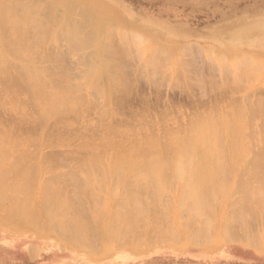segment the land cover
<instances>
[{"label":"rangeland","instance_id":"1","mask_svg":"<svg viewBox=\"0 0 264 264\" xmlns=\"http://www.w3.org/2000/svg\"><path fill=\"white\" fill-rule=\"evenodd\" d=\"M97 1L112 14L99 17L93 0H0V6L14 8V18L37 22L39 30L47 34L35 38L20 30L17 33L21 36L9 33L8 40L5 32L10 27L3 29L4 42H11L17 52L11 56L14 67L0 71V135H5L7 147L17 142L22 149H0V187L16 181L19 188L6 192L0 202V264H264V45L255 41L264 37V0ZM30 7H36L37 13L29 15L26 10ZM64 7L68 16L58 25L55 17L64 15ZM96 26L106 29L98 38ZM236 34L245 39L240 48L230 41ZM78 39H98L99 44L109 42L110 46L106 56L98 57L94 56L93 43L82 45ZM187 45L192 50L181 54ZM210 46L216 52L233 54L243 49L258 55L249 60L241 55L244 59L237 62L200 50L208 53ZM165 50L170 57L158 55ZM105 57L109 62L103 70L111 69L114 79L90 81L86 73L106 61ZM30 60L39 63L34 65ZM26 62L36 69L43 67L47 75L40 98L36 97L40 91L35 95L24 80L21 69ZM62 102L68 106L63 112L65 104L58 106ZM53 103L52 107L60 110L48 109ZM201 118L205 122L212 119V125L207 123L211 126L216 123L213 128L204 123L207 136L221 135L218 149H206V153L207 160H214L222 173L202 171V167L197 170L198 162L182 163L191 170L186 169L180 178L171 167L164 174L148 169L153 168L150 155L138 159L136 170L145 172L150 180L144 182L165 181L161 185L163 198L158 204L152 202L159 189L153 185L148 214L114 211L127 223L120 225V237L103 238L117 223L104 219L112 201L107 191L123 176L122 167L113 164L111 156L120 153L127 157L129 151L124 149L135 145L131 143L135 139L138 143V137H157V151L162 155L161 143L167 140L170 145V138L190 133L196 121L204 122ZM123 131L126 135L133 132L128 134L132 141L127 139L131 146L124 139L127 144L115 149L114 145L122 143L117 139L126 136L118 135ZM104 135L115 140L112 149H97ZM92 141L95 149H85ZM168 155L173 154L166 153V159ZM96 157L103 160L95 162ZM193 173L210 174L209 182L235 191L220 215L210 213L200 219L185 209L180 213L173 210L172 199L189 178L197 177ZM222 174H227L226 179ZM131 181H135L132 176L127 179ZM27 188L32 189L28 196L31 209L25 215L22 211L11 215L8 210L19 197L26 198L23 189ZM244 191L252 192L248 202L243 200ZM46 201L68 203L66 227L61 229L57 219L49 221L42 210ZM225 218L231 231L227 234L236 237L233 241L212 239L196 244V231L202 232L198 229L207 220L213 223ZM137 223L140 228L131 235L129 231L137 229ZM78 226L83 228L82 239L72 234Z\"/></svg>","mask_w":264,"mask_h":264},{"label":"bare ground","instance_id":"2","mask_svg":"<svg viewBox=\"0 0 264 264\" xmlns=\"http://www.w3.org/2000/svg\"><path fill=\"white\" fill-rule=\"evenodd\" d=\"M93 3H95L92 6V7L95 6L93 10L96 11V13L99 15V17L102 16L104 18V16L102 14H112L110 11H108V7L105 6L103 3H100L97 0H93ZM93 3H91V4H93ZM92 7L90 8L91 10H92ZM13 10H14V8H12V7L0 6V13H1V17H2V20L0 19V71L2 70L1 68H4V70L6 71L7 69H9V67H10V69L14 67L12 65V59H11V58L14 59V57H11V56H13L12 54H14L17 51L12 49L11 42L9 43V41H6L7 44L4 42L5 41L4 39H6V38L9 40V38H8L9 37V33L10 34H14V35L17 34L19 36L20 32L17 33L18 31L21 30V32H24L23 34L26 33L25 31H28L26 34H34L35 38H39V36H46L47 35V34H43L41 32V30H39V28H40V26L38 25L39 23L33 22V21L31 22L28 18H23V20L20 19V18H14L13 17V12H14ZM61 10H63L64 15L61 18L59 16L57 18L55 17V19L59 20L58 25H63V23L65 22L64 18L66 17V15L68 13L66 7H64V9L62 8ZM3 11H5L6 13L2 14ZM26 11H28L29 15H33V14L37 13V8L36 7L35 8L34 7L33 8L30 7V8H27ZM57 14H59V12ZM20 24H22V25H20ZM23 25L27 26L28 28L25 27V26L23 27ZM6 27L7 28L10 27V28H8L9 32H5V34L8 33V36L4 35V36H6V38H4V37H2L3 36V29L6 31V29H5ZM20 27H22V28H20ZM259 28L263 31V29L261 27H259ZM10 31L13 32V33H11ZM95 31H96L95 38H98L99 36L105 34L106 29L104 27H99L98 28L96 26ZM69 33L70 32H68L67 35H69ZM73 33H74V35H77L78 30H76V29L73 30ZM70 34H71V36H74L72 33H70ZM262 36H263V34H262ZM21 39H23V38H21ZM10 40H11V38H10ZM12 40H14V39H12ZM78 40L80 41V43L82 45H86V46L90 45L88 43H91V44L93 43L94 44L93 47L95 48L94 49L95 51L93 50V52L95 54L94 53L93 54H94V56L98 55V57H103V56H100V54H103L104 56H106L107 53H106L105 50H108L109 46H110L109 42H107L108 43L107 44V43L102 41L103 43L99 44L98 43V39H96V40L89 39L90 41L88 39H83V40L78 39ZM230 41H231L232 45L236 46L237 48H240L238 46H240L241 44H244L243 42H245V39L240 34H236V35H234V37L232 36ZM255 41H257L258 46L264 45V37H261L260 39H255ZM105 45H106V47H105ZM191 48H192V46L191 47H189L188 45L186 47L184 46V49L181 52V54L187 53ZM209 49L210 50H209L208 53L203 48H201L200 50L204 51L207 55H212L214 57H218V58H221V59L233 58V60H235L237 62L239 61L240 58H242V57H240L241 55L244 58H248V60L252 59V57H255V56L258 55V54L253 55L249 51H245L243 49H240V51H236V53H233V54L232 53L227 54L228 51H222V52L218 51V52H216V49L214 47H211V46L209 47ZM226 50H229V49H226ZM170 51H173L174 54L178 53V51H176V49H173V48H171ZM158 55H163L165 57H170V52L168 53L165 50L164 53L158 54ZM178 55H176V56H178ZM178 57H180V56H178ZM258 57H260V56H258ZM244 58H242V59H244ZM34 59H36V58H33V60ZM105 60L106 61L102 62L99 66H96V67L92 66L94 68L92 69V67H91L92 70H90L89 72L87 70L86 72H88V73H86L85 77L86 76L89 77V80L90 81H94V82L99 81L102 77H105V78L107 77L109 82L112 81L114 78H112L113 74L110 72L111 69L109 71H107L108 69L107 70H103L105 67L107 68V65H105V64L107 63L108 59L106 58ZM151 60L152 59H150V61ZM44 62H46V61H44ZM108 62H109V60H108ZM26 63H28L26 65V67H27L29 65V62H26ZM30 63H34V62L30 60ZM35 63L38 64L39 62L35 61ZM35 63H34V65H35ZM33 66L31 67V65H29L30 68L29 67L28 68H26V67L24 68V66H23V69H21V72L23 71L24 72V73L22 72L23 75L26 76V77L24 76L25 78L23 77L24 80L26 82L30 83L31 86H29V88L33 87L34 94L36 92L40 91L39 93H36L38 95L35 94L37 98L38 97L40 98L41 96H39V94H41L43 92V89H44V87L47 84V82H46L47 75L45 76V72H44V68L43 67H42V70H43L42 71L39 68L40 66L39 67L36 66L39 69H36L35 66L34 67ZM87 69H88V67H87ZM26 78H27V80H26ZM17 79H19V78H17ZM50 80H51V78H50ZM5 82H7V81H5ZM8 82H9V80H8ZM19 82L21 83L22 81H19ZM28 83L27 84L24 83V85L26 84L28 86ZM4 84H6V83H4ZM95 87H97V86H93L92 88L97 90V88H95ZM30 89H32V88H30ZM63 103L64 102L58 104V106L63 105ZM54 104H56V103H53V105L51 104L50 108H48V109H51V107L54 106ZM64 104L65 105H63L64 108H63L62 112L65 110V108L68 107L67 103H64ZM74 105L72 106V108H74ZM211 108H214V107H211ZM41 109H39V110H41ZM52 109L55 110V111L60 110L57 106L52 107ZM48 112H49V110H48ZM50 113L48 115H50ZM105 116L107 118V115H105ZM103 117H104V115H103ZM47 118H48V116H47ZM201 119H203L204 122L202 123L201 121H199L198 123L201 124L202 127L204 126V128L199 126V124L196 123L197 122L196 121L194 123L195 126L191 127L193 130H191L190 133H187V134L183 135V132L180 130V132L183 135V137H180V136H176L175 137L174 135L176 133H178L179 131L178 132L174 131L175 134L173 135L174 137H172L173 139L170 138L171 139L170 143H169L170 145H168L167 140H166V143L168 145L167 147H166V145L164 146V144H166V143L163 144V143L160 142L163 145V146L160 145V146H162L161 147L162 148L161 149L162 150L161 153H163L162 155L160 153H158L159 150L157 151V149H160L158 147L159 146V141H156V140H159V139H157V137L153 136L154 138H156L155 140H154V138H152L153 140L152 139H148L149 137H146L148 135L145 133L146 134V136H145L146 139L145 140L142 139L141 137H138L137 139H139V138L141 139V140L139 139L140 143L139 142L137 143L138 140L135 139L133 142H131V143L135 142V145L132 144L133 146H131V144L127 141V139H130L129 141H132L131 140L132 136L128 135L131 131L129 133H127L128 138L126 137L127 135H126V133L124 131L122 132V134H118V135H126V136H122L123 139L122 138L120 139V137H121L120 136L119 139H117V140H120V141H116V142H121V140H122V143H118V144L114 145V148L115 149H122V146H120V145H123L126 142H128L129 146H131V147H129L128 150L123 148L125 151H129V153L126 155L127 157L120 156V153H117L115 156H111L112 163L122 167V169H123L122 175L123 176H122V179H119V180L115 181L114 183H111L110 190L107 191L108 195H109V197H110V199L112 201L110 202L111 205L109 207H107L105 209V211H104L105 212V218L104 219L106 221H110V222H113V223L117 222V223L115 224L114 227H111V228L108 229V234L106 236H103V238H107V237L110 238L111 236L113 238L120 237L122 235V233L120 231V225L122 223H124V224L127 223L124 220H122L121 218L116 217L114 211L116 213H120V214L122 213L120 211H123V210H127V211H124L123 213L138 214L140 212V213H143V214H148V211H149L148 209L150 207L149 199H150V197H152L150 194H151V192L154 191V190H151L153 188V185L158 186L159 189L157 190L158 193L154 192L155 195L154 194L153 195L155 197H152V202L154 201L153 203L158 204V202L160 203L162 198H163L162 196L164 195L165 192L162 189L161 185H164V184H162V182H165V181H162L160 179V182H159V180L155 179L152 182V184H149L148 182H144L143 180H149V179L145 178V177H147L145 172L136 170V169H138L137 164L140 163L138 161V159L146 157L147 155H150L148 157L149 164H151L153 168H148V169L154 170L155 172L157 171L160 174L161 173L164 174V170L168 169L169 167H171L174 170L176 169L175 173L180 178L181 177L184 178V174H185V170L186 169L191 170V168H185V166L182 165V163L185 164V163L198 162L196 164H199V166L195 167V169L198 168L197 170H202L200 168V167H202L203 168L202 171H204V170L205 171H211L212 170V171H217L219 173H222L220 167L215 163L214 160H212V159L207 160L208 159V154L206 153V151H207L206 149H218L217 146L220 145L221 144L220 141H222L221 135L217 136V133H214V134L211 133V134H208V136H207V134L205 132V129L207 127H206L205 124L209 123L210 120H212V119H206L207 122H205L204 118H201ZM197 120H200V119H197ZM214 122H215V120H214ZM0 124H1V122H0ZM209 124H207V126L209 128H211V127L213 128V126L216 125V123L213 126H211L212 123H211V125H209ZM197 125L199 127H196ZM1 127H2V125H1ZM3 127H5V126H3ZM199 128L202 129V130H199ZM104 129H108V128H104ZM167 129H166V133L167 134H171V132H170L171 130H168L170 132L169 133L167 131ZM109 130L111 131L112 129H109ZM1 131L2 130H0V132ZM3 133L4 132H2L1 134H3ZM135 133H137V132H135ZM130 134H133V132L130 133ZM189 134H190V136H189ZM139 135H140V133H139ZM139 135L137 134V136H139ZM176 135H178V134H176ZM212 135H214V137H215L214 139H213ZM6 136L8 137V135H6ZM104 136H106V135H104ZM104 136H102L103 138L99 139L101 144L97 143V144L100 145V146L98 145L99 147L96 146L97 149L98 148L105 149V148H110V147L112 149V145H113V142H115V140L113 141L112 139H108L107 136H106L107 138L104 137ZM142 136H143V134H142ZM206 136H207L208 140L204 141V138H206ZM209 136H210V138L212 137V139H209ZM4 138H5V135L3 137L0 135V149H22V147H18L17 146L18 145L17 142H16V144H14L15 146L13 145V146L7 147L6 142L4 141ZM179 138H181V139H179ZM124 139H126V142L123 141ZM218 139H219V143H218ZM93 144H94V142L92 143V145H91V142H90L89 145L88 144L85 145V149H95V146H93ZM95 145H96V143H95ZM115 146H117V148ZM119 147H121V148H119ZM123 147H125V146H123ZM219 147H221V146H219ZM164 148H166V149H164ZM83 149H84V147H83ZM163 149H164L165 152L163 151ZM220 149H222V147ZM166 150L170 151V152H167ZM166 153H168V154L170 153V154H173V155H171V156L168 155L169 157L166 159V157H167V156H165ZM141 154H143V155H141ZM182 154H188V156H181ZM101 157H102V155H101ZM101 157H100V159H99V157H96L94 159V161L98 162V161L103 160V159H101ZM205 160H207V162H205ZM171 162H173V164H170ZM255 165H257V164H255ZM220 166H222V165H220ZM113 174H115V173L114 172H109L108 173V175H113ZM88 175L89 174H86V176H88ZM193 175H196V174L193 173ZM1 176H3V175H1ZM131 176L135 179V181L134 182L131 181V183H128L127 179L129 177H131ZM196 176L197 177L189 178L187 180V182L184 183L185 185L183 184L184 186L182 187V190L180 191L178 196L176 198L174 197V199H172L173 200V205H171V206H172L173 210L175 212L180 213L181 209H185L186 211L189 212V215H192V216L198 217V218L200 217V219H202L205 215L206 216L210 215V213H212L214 215H220L219 213L224 210V208L226 207L225 206L226 203L231 199V197L233 196L232 194H234L233 192H235V191H232L230 186L229 187L227 185L224 186V184H221V185L217 184L216 185V184H214L212 182H209V180L212 179V175H210V174L196 175ZM222 176L226 179L227 174H225V175L222 174ZM126 177H128V178L125 179ZM227 179H228V177H227ZM178 180H179V178H178ZM166 183L168 184V182H166ZM18 190H19V188L16 185V181L12 182L7 188L0 187V202H1L3 196H4V194L6 192H10L11 193V192H16ZM176 190H175V192H176ZM23 191L26 194V198L23 199V198L19 197L16 200L15 204L13 205V207H11L8 210V212H10L11 215H14L16 213H20L21 211L25 215L31 209L32 201L30 199H28V196L30 195V191H32V189L27 188V189H23ZM252 191L254 192V190H252ZM53 194H55V192ZM56 194H57V196H59L58 192ZM244 194H245L244 197H243L244 199L243 198L242 199L244 201L248 202L250 200V197H252V192L248 191V193H246L244 191ZM119 197H121V198H119ZM263 199L264 198H263V194H262L261 200H263ZM113 203H114V205H112ZM160 205H162V204H160ZM155 206L158 208V211L161 210V209H159V207L157 205H155ZM42 210L48 216L49 221H53V220L57 219L58 224L61 226V229L66 227L65 226V217H66V215H68V212L70 211V206L68 205V203L63 202V204H60V203H54L53 201H46V203H44V205L42 206ZM158 211L156 210L155 212H158ZM176 215L179 216L178 214H176ZM217 221L212 223V221H208L207 220L206 223L203 224V227L201 226L198 229V230H202V232L196 231L197 232L196 236H195L196 244L202 245L203 242H206L208 240L211 241L212 239H215V241H217L218 239H226V240L229 239L227 241V242H229L230 239L235 237V235H234V237H232L233 235L227 234V232L231 234V231H228L229 230L228 228L230 226V224L228 223V221H229L228 218H225L224 220L223 219H221V220L217 219ZM139 228H140V225L137 223V229H135V227H134L133 229H131L129 231V233L131 235H133V234H135L137 232V230ZM101 232H103V230H101ZM72 234L75 237H77V239L78 238L82 239L83 238V228L80 227V226L76 227ZM173 234L176 235L175 233H173ZM234 240L237 241L238 239H234ZM232 241H233V239H232Z\"/></svg>","mask_w":264,"mask_h":264}]
</instances>
